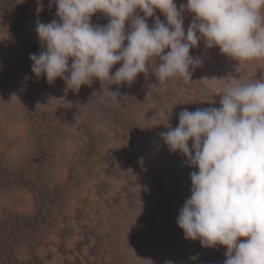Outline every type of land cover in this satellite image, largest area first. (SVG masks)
Masks as SVG:
<instances>
[{
	"label": "rangeland",
	"instance_id": "1",
	"mask_svg": "<svg viewBox=\"0 0 264 264\" xmlns=\"http://www.w3.org/2000/svg\"><path fill=\"white\" fill-rule=\"evenodd\" d=\"M42 4L37 14V0H0V264H224L226 247H202L177 224L198 169L160 133L184 109L219 108L227 87L264 79V58L239 63L202 39L190 50L203 60L193 81L159 83L152 58L131 85L66 90L31 71L43 50L37 21L59 22L56 5ZM183 16L187 30L193 14ZM108 89L120 91L118 105L102 98Z\"/></svg>",
	"mask_w": 264,
	"mask_h": 264
},
{
	"label": "clouds",
	"instance_id": "2",
	"mask_svg": "<svg viewBox=\"0 0 264 264\" xmlns=\"http://www.w3.org/2000/svg\"><path fill=\"white\" fill-rule=\"evenodd\" d=\"M52 3L59 22L37 21L43 50L30 55L31 71L49 84L63 79L66 90L78 92L96 79L131 85L152 58L160 61L153 72L159 83L171 77L193 81L190 69L203 60L190 50L202 39L239 63L264 58V0H186L179 9L175 0ZM42 10L37 0V14ZM186 11L193 14L187 30ZM97 12L109 17L106 25L92 23ZM149 17H155L151 27ZM120 96L119 90L102 92L110 105H118ZM220 105L184 109L178 126L160 133L171 152L182 153L198 169L190 174L191 195L177 224L186 239L199 240L202 247H226L224 264H264V79L227 87Z\"/></svg>",
	"mask_w": 264,
	"mask_h": 264
}]
</instances>
